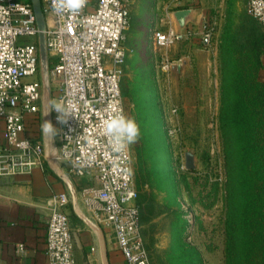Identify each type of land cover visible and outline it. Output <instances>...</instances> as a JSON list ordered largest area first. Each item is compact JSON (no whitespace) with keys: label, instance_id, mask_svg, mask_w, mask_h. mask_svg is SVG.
Here are the masks:
<instances>
[{"label":"rangeland","instance_id":"374dc122","mask_svg":"<svg viewBox=\"0 0 264 264\" xmlns=\"http://www.w3.org/2000/svg\"><path fill=\"white\" fill-rule=\"evenodd\" d=\"M168 1L150 0L149 10L131 14L128 41L135 51L123 78L127 116L141 129L131 152L151 262L264 264V163L255 149L239 154L220 120L221 38L229 19L251 17L248 0ZM180 9L193 11L181 37L154 48L152 27H168L169 12L179 26ZM165 60L173 66L164 68ZM50 86L42 99L49 114ZM188 152L194 168L187 167Z\"/></svg>","mask_w":264,"mask_h":264},{"label":"built area","instance_id":"2783aa9c","mask_svg":"<svg viewBox=\"0 0 264 264\" xmlns=\"http://www.w3.org/2000/svg\"><path fill=\"white\" fill-rule=\"evenodd\" d=\"M42 0L49 76L55 88L50 122L65 172L87 179L78 198L87 216L107 228L127 264H152L143 233L131 144L117 151L103 121L127 116L123 78L133 49L127 45L135 0H87L78 12L54 11ZM247 10L264 31V0H248ZM39 33L31 0H0V177L44 168L47 159L42 117L43 81ZM179 29L156 25L153 47L163 49L181 37ZM23 38H28L24 41ZM173 66L164 61V68ZM54 104L68 115L61 122ZM40 128V134L34 131ZM3 139V140H2ZM70 192L46 198L48 264H77L68 207ZM20 243L19 251H24Z\"/></svg>","mask_w":264,"mask_h":264},{"label":"crops","instance_id":"0c3cea01","mask_svg":"<svg viewBox=\"0 0 264 264\" xmlns=\"http://www.w3.org/2000/svg\"><path fill=\"white\" fill-rule=\"evenodd\" d=\"M179 2L180 0H169L167 5ZM150 7V0H135L131 6V14H138L142 9L145 11L149 10ZM167 14L169 16V26L181 30L182 28L177 26L174 20L170 18L172 13L169 12ZM156 25H158L157 22ZM159 26L164 29L167 28L163 23L159 24ZM207 42L208 40L206 39V44ZM127 45L133 49V52L135 51L128 40ZM209 57L212 67L213 53ZM261 61L263 67L260 70V78L264 81V51L261 55ZM205 66L207 68V63ZM53 101L52 97V104ZM42 115L44 118L43 101ZM3 125L4 122L0 119V128ZM69 177L77 190L88 182L86 178L70 175ZM65 191L70 192L68 183L51 170L47 160L44 168L37 167L31 173L0 177V264H48L46 240L49 213L44 204L46 198L54 192ZM78 209L87 215V210L79 198ZM68 212L77 264H105L106 261L108 264H127L121 252L117 247L113 246L112 239H114V235L111 232L112 235H110L107 228L102 226L105 231L106 241L104 258L103 245L99 233L77 215L72 202L68 207ZM141 220L146 240L142 208ZM20 243L24 244V251L18 250Z\"/></svg>","mask_w":264,"mask_h":264},{"label":"trees","instance_id":"16d2710c","mask_svg":"<svg viewBox=\"0 0 264 264\" xmlns=\"http://www.w3.org/2000/svg\"><path fill=\"white\" fill-rule=\"evenodd\" d=\"M263 51L264 31L257 19L243 14L238 23L227 21L220 45L221 125L225 136L237 141L239 154L255 149L258 161L264 163V81L260 78ZM34 131L40 134V128ZM142 203L139 196L138 204Z\"/></svg>","mask_w":264,"mask_h":264},{"label":"water","instance_id":"95a60500","mask_svg":"<svg viewBox=\"0 0 264 264\" xmlns=\"http://www.w3.org/2000/svg\"><path fill=\"white\" fill-rule=\"evenodd\" d=\"M33 3L35 15H36V21L37 25L40 29L39 33V51H40V62H41V76H42V81H43V87L47 88L48 90H51L50 86V76H49V53H48V48L46 44V35H45V27H46V19H45V14L43 12L42 8V0H31ZM193 11L192 9H181V10H176L174 12V16L179 24L180 28H185L187 19L191 17ZM179 70H181V65L177 66ZM44 121L50 122V114L47 112H44ZM51 123V122H50ZM45 124V123H44ZM43 137H44V145H45V151H46V156H47V163L51 170L56 173L59 177L64 179L70 188V193L72 196V203L74 205L75 212L77 215L89 226H91L93 229H95L102 240V245H103V251H104V258H105V248H106V241H105V231L103 227L94 221H92L86 214L81 212L78 209V192L77 189L74 187L69 175L65 172V169L63 165L58 162L54 158H50L54 156L57 153L58 147H57V142L54 134H46L43 132ZM49 139H52V147H48V141ZM52 155V156H50ZM187 167L188 168H194L195 167V158L194 154L192 152L187 153ZM105 264H108L107 261Z\"/></svg>","mask_w":264,"mask_h":264},{"label":"clouds","instance_id":"9594fccd","mask_svg":"<svg viewBox=\"0 0 264 264\" xmlns=\"http://www.w3.org/2000/svg\"><path fill=\"white\" fill-rule=\"evenodd\" d=\"M86 3L87 0H56L53 8L56 12H78ZM54 108L57 113L61 114L58 119L61 122H66L65 117L68 113L64 107L61 104H54ZM102 123L105 134L117 151H120L128 144L136 143L141 135V129L136 120L124 115L122 112L111 115ZM42 128L46 134H54L55 132L53 125L47 121Z\"/></svg>","mask_w":264,"mask_h":264},{"label":"bare ground","instance_id":"6f19581e","mask_svg":"<svg viewBox=\"0 0 264 264\" xmlns=\"http://www.w3.org/2000/svg\"><path fill=\"white\" fill-rule=\"evenodd\" d=\"M52 145H53V144H52V139H49V141H48V147L51 148ZM50 156H52V155H50Z\"/></svg>","mask_w":264,"mask_h":264}]
</instances>
